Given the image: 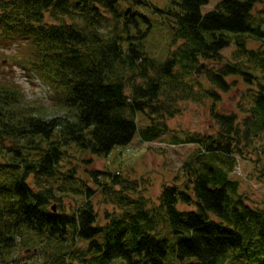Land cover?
<instances>
[{
	"label": "trees",
	"instance_id": "16d2710c",
	"mask_svg": "<svg viewBox=\"0 0 264 264\" xmlns=\"http://www.w3.org/2000/svg\"><path fill=\"white\" fill-rule=\"evenodd\" d=\"M210 1L175 0V10L163 12L179 46L160 61L144 44L135 9L152 8L148 2L0 0V53L13 48L9 66L50 87L65 113L37 115L15 80L0 83V263L36 249L41 264H264V207L246 204L230 178L240 144L264 132V51L246 48L247 38L264 40V0H222L203 13ZM232 43L253 67L209 70L205 87L198 67L219 61ZM229 75L258 88L243 119L211 109L216 138L186 140L203 151L186 165L189 178L164 187L158 203L120 175L92 174L97 190L80 187L76 168L63 169L73 147L108 156L136 137L158 140L182 101L216 106ZM139 116L151 125L142 128ZM98 191L115 208L105 209V222L91 201L63 206L62 195L91 199Z\"/></svg>",
	"mask_w": 264,
	"mask_h": 264
},
{
	"label": "rangeland",
	"instance_id": "374dc122",
	"mask_svg": "<svg viewBox=\"0 0 264 264\" xmlns=\"http://www.w3.org/2000/svg\"><path fill=\"white\" fill-rule=\"evenodd\" d=\"M127 1L135 5V0ZM141 1L148 2L158 10L156 11L153 7H149V9L135 6V9L140 13L138 22L140 23L141 32H144L143 34L147 32L144 44L151 56L160 61H165L179 46L175 43L174 34L170 27L171 23H173L170 14L163 13L175 10L173 4L175 0ZM221 1L211 0L208 5L202 8V12L213 11ZM126 5L124 8H126ZM143 17L148 20L143 21ZM108 28L109 26L104 28V32H107ZM246 48L264 51V40L257 41L247 38ZM238 50V46L232 43L222 51L219 61L202 62V64H205V69H203L197 79L202 81L205 87H209L211 85L205 80L206 75H204L209 70L224 73V71H229L228 69L235 64L252 66L246 57L238 55ZM12 51L13 48L5 50L7 54ZM5 52L0 53V83L5 84L4 82L15 80V83L19 86L18 88L23 91L25 96L24 104L27 109H31L37 115L47 119L63 116L65 113L53 105L51 97L54 96V92L52 91L50 96L46 97L42 91L46 86L41 85L37 78L33 83L32 79L24 74L23 71L10 67L8 60H6ZM226 79L231 84L230 88L226 93L220 92L222 100L216 106L212 100L206 98L188 99L179 103V112L171 119H166L169 130L158 140L145 143L139 137H136L129 146L115 148L108 156H96L90 151H80L79 148L73 147L68 151L70 154L65 157L67 160L64 162L63 169L70 174L71 170L76 168V175L80 179V187L85 185L84 188L88 186L97 190L100 188L96 185L97 183L92 174L97 173L99 180L105 179L103 172L120 175L123 180L138 183L137 188H140V194H144L149 205L158 203V198L164 187L176 184L180 186L189 178V172L186 169L190 165H186L199 152L203 151L198 145L187 143L186 140L194 137V135L216 138L218 126L213 118L211 109L215 107L217 112H235L240 119H243L245 115L243 113L244 108L247 109L250 106L249 92L250 90H258L257 85L252 87V89L242 77L237 75H229ZM236 80L238 82L233 85ZM37 84L38 86H36ZM139 120L142 128L151 125L149 120L143 116H139ZM197 164L195 163V165ZM230 178L239 184L238 193L246 204L256 208L264 207V132L249 142L244 140L240 144V152L236 154V162L234 168H232ZM62 196L64 207L71 206L70 204L80 205L85 201H91L94 208L101 214L99 222H102V220L105 222V209L110 212L115 209L112 204H108L105 201L99 191L91 199H87L86 196H76L73 193H67ZM57 204L59 203L54 202L53 204L56 210ZM179 209L195 210L196 208L192 205L181 204ZM37 256L40 257L38 264H41L44 257L40 252L37 253L36 249H30L25 254L18 250L11 258L14 261L18 260V263L16 261L10 264H25L26 262L27 264H35L36 259H38ZM114 264L121 263L116 262Z\"/></svg>",
	"mask_w": 264,
	"mask_h": 264
},
{
	"label": "water",
	"instance_id": "95a60500",
	"mask_svg": "<svg viewBox=\"0 0 264 264\" xmlns=\"http://www.w3.org/2000/svg\"><path fill=\"white\" fill-rule=\"evenodd\" d=\"M203 69H205V65L204 64H202L201 66L198 67L197 73L198 74L201 73ZM54 210H55V208H54Z\"/></svg>",
	"mask_w": 264,
	"mask_h": 264
}]
</instances>
